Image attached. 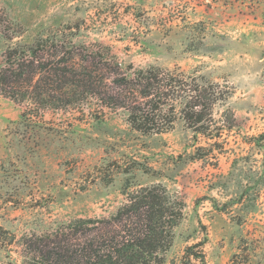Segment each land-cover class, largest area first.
Listing matches in <instances>:
<instances>
[{
    "label": "rangeland",
    "instance_id": "rangeland-1",
    "mask_svg": "<svg viewBox=\"0 0 264 264\" xmlns=\"http://www.w3.org/2000/svg\"><path fill=\"white\" fill-rule=\"evenodd\" d=\"M40 35L84 57L106 47L122 69L202 76L230 97L210 137L180 119L140 134L94 98L35 113L0 95V264H24L27 238L108 218L152 185L185 205L161 264H264V0H0V66Z\"/></svg>",
    "mask_w": 264,
    "mask_h": 264
},
{
    "label": "trees",
    "instance_id": "trees-1",
    "mask_svg": "<svg viewBox=\"0 0 264 264\" xmlns=\"http://www.w3.org/2000/svg\"><path fill=\"white\" fill-rule=\"evenodd\" d=\"M78 55L86 66L76 63ZM225 89L202 76L154 66L122 69L106 47L84 57L75 45L43 35L8 47L0 66V95L25 102L30 111L67 109L94 98L123 110L130 128L143 135L167 133L180 119L194 133L213 136V109L230 97ZM124 196L108 218H79L27 238L24 264H161L183 217V201L162 185Z\"/></svg>",
    "mask_w": 264,
    "mask_h": 264
},
{
    "label": "built area",
    "instance_id": "built-area-1",
    "mask_svg": "<svg viewBox=\"0 0 264 264\" xmlns=\"http://www.w3.org/2000/svg\"><path fill=\"white\" fill-rule=\"evenodd\" d=\"M263 82H264V76H263Z\"/></svg>",
    "mask_w": 264,
    "mask_h": 264
}]
</instances>
